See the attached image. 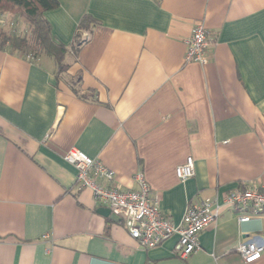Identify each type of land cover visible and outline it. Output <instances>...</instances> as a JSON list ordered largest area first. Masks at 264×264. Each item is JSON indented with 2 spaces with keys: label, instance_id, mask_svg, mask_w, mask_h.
I'll return each mask as SVG.
<instances>
[{
  "label": "crops",
  "instance_id": "0c3cea01",
  "mask_svg": "<svg viewBox=\"0 0 264 264\" xmlns=\"http://www.w3.org/2000/svg\"><path fill=\"white\" fill-rule=\"evenodd\" d=\"M57 1L44 18L64 70L0 49V264H264L237 252L264 239V208L240 223L222 207L186 258L176 235L142 249L63 160H99L120 191L142 172L175 225L188 204L264 183V0ZM198 22L205 65L185 60Z\"/></svg>",
  "mask_w": 264,
  "mask_h": 264
},
{
  "label": "built area",
  "instance_id": "2783aa9c",
  "mask_svg": "<svg viewBox=\"0 0 264 264\" xmlns=\"http://www.w3.org/2000/svg\"><path fill=\"white\" fill-rule=\"evenodd\" d=\"M6 20L0 18V27ZM9 26H14L13 22ZM187 62L205 65L209 60V40L203 25H193L185 39ZM27 59L33 60L28 55ZM63 160L76 170V182L88 188L94 200L106 205L110 213L123 222L128 235L142 249H153L173 235L178 237V256L186 258L199 249V234L212 225L222 207H228L237 215L240 223L250 220L248 211L256 213L264 208V183L237 189L228 193L222 204L204 200L200 204H188L179 224H173L159 210V200L153 196L142 172H136L132 179L135 190L120 191L114 184V172L99 160L92 159L75 148L63 155ZM175 175L184 182L194 175V161L187 157L175 168ZM264 250V239L257 237L244 240L237 246V252L246 262L257 259Z\"/></svg>",
  "mask_w": 264,
  "mask_h": 264
},
{
  "label": "trees",
  "instance_id": "16d2710c",
  "mask_svg": "<svg viewBox=\"0 0 264 264\" xmlns=\"http://www.w3.org/2000/svg\"><path fill=\"white\" fill-rule=\"evenodd\" d=\"M57 6V0H0V18L6 20V25L0 27V49L20 57L30 55L36 58L45 54L54 59L58 71L64 70L66 49L52 40L50 26L44 18V12ZM13 15L20 17L27 24L32 32L31 41L14 34L10 29L9 23H14ZM88 23L84 18L78 28H87Z\"/></svg>",
  "mask_w": 264,
  "mask_h": 264
},
{
  "label": "rangeland",
  "instance_id": "374dc122",
  "mask_svg": "<svg viewBox=\"0 0 264 264\" xmlns=\"http://www.w3.org/2000/svg\"><path fill=\"white\" fill-rule=\"evenodd\" d=\"M9 17L11 18V15H9ZM10 29L14 34L18 36H24L31 41L32 32L20 17L14 16V26L10 27Z\"/></svg>",
  "mask_w": 264,
  "mask_h": 264
},
{
  "label": "water",
  "instance_id": "95a60500",
  "mask_svg": "<svg viewBox=\"0 0 264 264\" xmlns=\"http://www.w3.org/2000/svg\"><path fill=\"white\" fill-rule=\"evenodd\" d=\"M101 212L104 213V214H106V213H109V214H110L109 209H101ZM111 215H112V214H111ZM112 217L117 218V220L120 219V218H118V217H116V216H114V215H112Z\"/></svg>",
  "mask_w": 264,
  "mask_h": 264
}]
</instances>
